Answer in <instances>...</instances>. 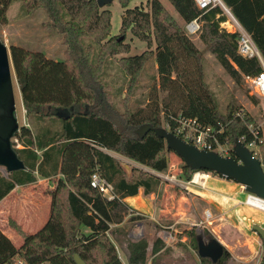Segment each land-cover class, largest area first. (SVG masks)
<instances>
[{"label":"trees","instance_id":"1","mask_svg":"<svg viewBox=\"0 0 264 264\" xmlns=\"http://www.w3.org/2000/svg\"><path fill=\"white\" fill-rule=\"evenodd\" d=\"M13 1L0 0V22H7ZM21 1L29 14L39 8L46 10L51 26L63 34L65 59L55 60L42 51L19 45L10 48L22 102L36 131L22 125L15 132L23 143L16 151L25 167L8 175L0 174V200L17 184L32 183L38 175L51 179L60 176L51 189L50 218L41 229L27 233L12 221L24 237L20 247L0 229V264H76L74 253L88 264H124L113 240L121 247L127 245L130 264H146L149 241H131L128 230L113 229L112 225L123 223L128 215V220L142 219L141 214L131 211L125 198L140 191L144 195L158 191L161 179L137 166H132L129 173L109 151L158 171L167 170L174 151L168 149L165 138L154 129L141 137L137 129L144 124L163 127L164 122L174 132L175 121L171 117L179 114L204 125H223L224 130L218 135L220 143L234 146L244 135L251 139L247 124L256 119L250 113L247 112L246 120L234 117L242 109L234 101L225 112L220 111L206 81L203 51L186 31L185 25L191 20L199 18V38L236 83L260 73L262 65L256 57L247 58L238 52L240 34L221 26L229 18L220 4L206 10L196 0H170L183 19L180 22L161 0H146V7L143 3L129 6L130 0H119L125 10L120 33L114 35L112 11L108 6L100 7L97 0ZM222 1L252 35L264 58V0ZM129 31L149 46L139 54L119 59L129 76V92L137 88L153 56L159 81L153 85L145 107L127 108L121 113L101 75L108 59L131 51V43L126 41ZM59 107L68 108L70 116L59 117L55 113ZM230 154H234L232 149ZM195 170L183 166L187 178ZM95 172L112 183L116 194L113 199H107L92 186ZM108 232L114 239H110ZM191 235L198 248L194 229ZM166 248L162 237H154L152 264H161L159 256ZM231 258V252L225 248L216 263L201 257V264H228Z\"/></svg>","mask_w":264,"mask_h":264},{"label":"rangeland","instance_id":"2","mask_svg":"<svg viewBox=\"0 0 264 264\" xmlns=\"http://www.w3.org/2000/svg\"><path fill=\"white\" fill-rule=\"evenodd\" d=\"M161 1L175 17L182 19L170 0ZM141 3L146 7V0H130L129 6ZM105 6H108L112 11V34L115 32L119 34L125 7H123L119 0H113ZM226 13L229 19L221 24V26L226 27L228 31H234L235 26L232 16L227 11ZM7 18V22H0V38L7 44L9 49L12 45H19L32 51H42L47 57L55 60L65 59L66 46L63 44V34L51 26L48 14L44 8H39L29 14L26 12L21 0H14L8 8ZM189 35L203 51L206 81L215 94L220 111L225 112L229 104L234 101L237 105H241L242 109L250 113L257 122L264 123L263 102L254 95L248 76L243 78L241 84L236 83L222 67L216 55L208 50L199 38L198 33ZM126 41L131 43V51L117 54L108 59L101 75L102 81L112 93L116 109L121 113L126 111L127 108L138 110L141 107H145L153 85L158 84L159 81L158 66L153 56L147 62L137 88L129 92V76L120 66L119 59L123 55L139 54L149 49V46L147 42L140 40L130 31L127 33ZM87 42L92 41L87 39ZM152 49H155V45H153ZM164 95L165 92L162 93V96ZM14 97L15 113L20 124L19 129L22 125H26L36 131L34 120L27 116L26 109L23 106L15 74ZM50 111L54 110L50 109ZM46 123L52 124L51 121H46ZM163 127L167 129V125L164 122ZM41 153L40 151V155ZM109 153L116 156L129 173L132 166L147 167L118 153L112 151H109ZM258 157L261 159L264 169V143L259 148ZM184 164L183 159L173 152L170 154L169 168L164 173L185 179L187 177L183 171ZM8 173L5 167L0 165V174L8 175ZM216 176L218 175L216 174ZM56 178L57 176L50 182L41 183L38 181L27 186L25 191L26 193L28 191L30 196L26 197V200H22L21 204L24 207L26 205L38 207L37 204L39 202L44 203V196L55 186ZM39 197L42 199H39ZM131 197L134 198H130V202L133 204V207L129 204L132 209L130 210L135 215H137L136 213H142L143 218L140 220H128V215L123 223L113 224L112 228L128 230V238L131 241L146 238L151 245L154 237H162L166 241L168 248L159 256L161 264H201L198 248L193 243L192 229L196 231L197 239L203 238L209 240L214 237L229 249L232 253V258L228 264H261L264 259V242L260 235L252 228L253 224H259L264 227L263 212L246 211V215H250L249 218L245 221H240L236 214L229 210L223 218L219 219L218 214L221 208L225 209L223 204L208 195L201 196L195 192H188L185 189L179 188L173 182L164 181L163 179H161L158 191L148 195H144L140 191L137 195ZM17 208L21 210V208ZM208 208L214 212L217 219L207 222L206 225H196L199 221L204 220V211ZM35 228L28 227V229ZM83 230L89 231L88 228H83ZM14 231L18 233L16 230ZM108 235L110 239H114L111 232H108ZM113 241L117 246L120 259L124 264H130L127 245L125 244L124 247H121L115 240ZM16 244L17 246L22 244L20 237ZM252 251L256 255L255 258L251 257ZM152 259L153 255L151 254V246L149 245L146 264H152Z\"/></svg>","mask_w":264,"mask_h":264},{"label":"water","instance_id":"3","mask_svg":"<svg viewBox=\"0 0 264 264\" xmlns=\"http://www.w3.org/2000/svg\"><path fill=\"white\" fill-rule=\"evenodd\" d=\"M97 1L100 7H104L113 0ZM224 6L234 16L225 4ZM14 74L11 50L0 38V165L4 166L7 172L25 167L24 161L19 157L16 148L12 144V137L20 127L15 113ZM55 113L59 117L68 118L71 111L68 108L59 107L55 110ZM152 129L155 130L157 135L165 138L168 149L179 155L185 165L196 170L204 169L217 172L228 179L232 178V180L244 185L247 191L264 197L262 161L240 140L232 148L233 155H223L215 150L200 148L164 127L155 128L150 124H144L137 129V132L143 137ZM252 228L264 242V227L253 224ZM225 248L217 238L213 237L209 240L198 238L199 256L210 258L214 263L224 255ZM74 259L76 264H88L78 253H74Z\"/></svg>","mask_w":264,"mask_h":264},{"label":"built area","instance_id":"4","mask_svg":"<svg viewBox=\"0 0 264 264\" xmlns=\"http://www.w3.org/2000/svg\"><path fill=\"white\" fill-rule=\"evenodd\" d=\"M196 1L201 9L207 10L218 4H220L225 9L222 0ZM225 11L229 13L227 9H225ZM232 19L234 21L235 26L234 31H238L240 34L238 40V52L247 58L256 57L262 65V71L257 75L248 76V79L250 81V86L253 90L254 95L261 99L264 105V58L257 44L255 43L252 35L242 26V24L234 16H232ZM185 27L188 34H197L201 30L202 23L199 18H195L190 22L186 23ZM247 116V112L244 109H240L234 114V117L242 120H246ZM171 118L175 121L174 133H176L178 136L182 137L186 141L193 143L200 148L215 150L223 155H231L230 152L234 146L219 142L218 135L223 132V125H221L220 127L204 125L197 121V119L195 118L185 117L180 114L177 116H172ZM166 125L170 127V124ZM247 126L251 134V139L247 140V136L244 135L242 136V139H240V141L243 142L251 150V152L258 157L259 148L264 143V123L253 121L249 122ZM167 129L169 130L168 127ZM12 144L14 148L23 147L22 141L16 135L12 137ZM135 166L157 175L164 181H171L179 188L185 189L188 192L201 193L211 191L212 193L218 195L219 197H221L223 202L221 204H223L225 208L224 211L218 214L219 219L223 218L229 210H233L240 221H245L248 219V216L244 212H242V209H249L264 213V197H261L253 192L247 191L245 186L242 184H240V186L243 191V196L240 197L235 194H230L226 191H220L211 183L212 180L216 177V174L212 171L197 169L193 172L190 178L182 179L176 175L165 174L164 171L155 170L147 165V167L138 165ZM91 184L93 187L97 188L107 199H113L116 195L112 183H110L106 178H104L99 172H95L92 175ZM204 216V220H201L199 222L197 221L198 223H196V225H206L207 222H212V220L217 219L215 217L214 212L209 208L204 211ZM20 264H24V262L20 261Z\"/></svg>","mask_w":264,"mask_h":264},{"label":"crops","instance_id":"5","mask_svg":"<svg viewBox=\"0 0 264 264\" xmlns=\"http://www.w3.org/2000/svg\"><path fill=\"white\" fill-rule=\"evenodd\" d=\"M175 18L179 20L180 22H183V19H179L177 17ZM113 34L116 35L118 34V32H115ZM59 176L60 175H58L57 178H59ZM52 179L49 177H42L38 175L37 180L32 183L24 184V185L17 184L4 198L0 200V229L9 238H11L15 244L17 243V240L19 239V237L22 239V243H23L24 237L16 230V228H13L12 221H16L27 233H35L48 222L50 215H51L52 195H51V191H48V189L47 191L49 195L45 194L44 203L39 202L37 204L38 207H34V206L31 207L29 205H26V207H24L21 204L22 200H26V197L30 196V193H28V191L26 193L25 191L27 186L32 185L38 181H40L41 183L50 182ZM211 183L214 187H217L220 191H226L230 194H235L239 197L243 196V193H242L243 191L240 186V183H238L235 180L216 176L212 180ZM55 186H56V183H55ZM55 186L52 189H54ZM195 193L201 196L208 195L209 197L214 198L216 201L223 203L221 197L212 193L211 191H206V192H201V193L195 192ZM130 198H134V197L129 196V197H126L125 199H126V202H128V204H130L133 207V204L130 202ZM39 199H42V198L39 197ZM17 207L21 208V210H18ZM222 211H224L223 208H221L220 212ZM246 211L251 212V210L249 209H242V212H244L245 214H246ZM231 212L234 213L233 210H231ZM247 216L249 218L250 215H247ZM6 221L9 226L6 224ZM29 226L36 227V228L28 229ZM14 230H16L18 233H16ZM152 245H153V242H152ZM152 245L150 244L151 251H152ZM20 246H17V247H20ZM252 253L253 254L251 255V257L255 258L256 255L254 251H252Z\"/></svg>","mask_w":264,"mask_h":264}]
</instances>
